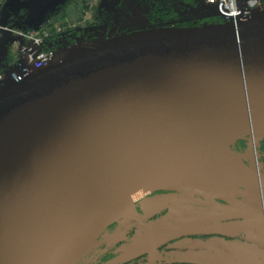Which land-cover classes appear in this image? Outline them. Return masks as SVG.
Segmentation results:
<instances>
[{"label": "water", "instance_id": "water-1", "mask_svg": "<svg viewBox=\"0 0 264 264\" xmlns=\"http://www.w3.org/2000/svg\"><path fill=\"white\" fill-rule=\"evenodd\" d=\"M246 139H264V9L72 48L24 83L0 85V264H76L158 192L203 209L157 224L155 236L147 227L113 264L214 222L264 228L263 206L210 188L223 176L264 195V174L231 150Z\"/></svg>", "mask_w": 264, "mask_h": 264}, {"label": "rangeland", "instance_id": "rangeland-1", "mask_svg": "<svg viewBox=\"0 0 264 264\" xmlns=\"http://www.w3.org/2000/svg\"><path fill=\"white\" fill-rule=\"evenodd\" d=\"M237 1L248 3L256 1L259 2L261 8L264 9V0ZM158 3L162 7H171L176 12V15L167 20L157 18L155 14L156 10H158ZM164 3L157 2V0H0V76L16 69L18 58H20L18 50L20 44L18 43H23V40L18 36V34L21 33L38 32L44 33V35L46 34L45 42L47 45L50 44L48 47L46 45V49L52 52H58L69 48L72 49L77 46H87L105 41L101 40L97 32L103 22L104 14H107V26H113L114 29L118 30V35L107 37V40L142 29L162 27L188 28L207 24L206 22L209 19H220L216 16L214 8L205 6L202 4L201 0H195L194 6H189L190 0H165ZM91 32L93 34L88 38ZM70 34H73L74 40L68 41L69 43L62 42V44L59 45L52 43V39L57 37L63 38ZM258 146L259 143L257 142L253 145L251 144L248 149L249 153L246 154V156L248 155L249 157L253 156L255 160L252 162L251 159H249L252 168L257 166L256 160L258 161L260 159ZM233 148L234 147H232L231 150L236 152ZM258 169H260V166H258ZM224 180V182L230 183L227 178ZM220 182L223 183V180H220ZM232 184L235 185V183ZM239 190L240 197H242L245 192L249 194L248 187L246 186L239 188ZM235 198L240 199L239 197ZM165 201H167V199L157 198L155 200L153 199V201L142 203V218H137V216L134 215L135 212H133L128 215V220L131 221L136 219L139 223L143 221L150 223L149 220L165 206ZM249 203L250 202L247 204ZM159 223L167 224L164 221H159L155 224H146L147 226L144 225V227L146 230L147 227H149V234L155 236L156 233H153V229ZM229 223L239 222L221 221L219 225ZM240 224L250 228H247L250 232L256 229V231H259L260 235H264L262 223L246 221ZM222 230L231 232L230 229ZM233 232L244 234V232ZM128 233L129 231L125 230V232H120L115 236H121L118 239V241H121L127 238ZM114 237L110 238L106 242V245L118 242L113 241ZM255 241H257L256 238L254 239V242ZM99 244L102 245L103 241H99L98 239L97 245L76 264H83L87 256L89 258L87 260L90 261L85 264H91L92 261L96 260L105 250V248L99 247ZM131 246H139V242L133 241Z\"/></svg>", "mask_w": 264, "mask_h": 264}, {"label": "flooded vegetation", "instance_id": "flooded-vegetation-1", "mask_svg": "<svg viewBox=\"0 0 264 264\" xmlns=\"http://www.w3.org/2000/svg\"><path fill=\"white\" fill-rule=\"evenodd\" d=\"M104 15L103 22H100L101 26L97 30L101 40H107V37L118 35L117 29H114L113 26H107V14ZM92 34L91 32L88 38ZM251 144L253 145L249 139H246L235 144L233 149L239 154H247L249 153L248 149ZM258 153L260 154V159L258 161L256 160L257 166L255 168L260 166L259 171L264 174V139L259 142ZM247 164L250 165L249 159ZM157 198L167 199L170 203L163 206L149 220L150 223L146 221L139 223L135 219L122 223L117 222L108 227L102 234L103 236L101 235L99 238V241H103V244H99V247L101 246L105 250L91 264H113L119 256L126 253V248L131 246L138 233L139 236L145 235L146 229L144 225L146 224H155L156 222L164 221L171 227H175L187 212L203 209L200 206L193 205L190 200L176 193L158 192L139 197L135 203V216L139 219L142 218L141 204ZM236 200L238 201L239 199ZM219 204L222 205L221 202ZM228 221L246 222L240 219ZM138 225H142V228L140 229ZM218 226L219 222L203 225L197 233L157 245L154 249V254L151 253L150 246L143 248L142 254L116 264H264V237L260 235L259 231L253 229L250 233L239 234L233 231L229 232L219 229ZM125 230L129 231L127 238L115 244L106 245V242L110 238L120 232H125ZM162 230L172 231L169 228H163ZM255 238L257 241L254 242ZM87 259H89L88 256L83 261V264L90 261Z\"/></svg>", "mask_w": 264, "mask_h": 264}, {"label": "built area", "instance_id": "built-area-1", "mask_svg": "<svg viewBox=\"0 0 264 264\" xmlns=\"http://www.w3.org/2000/svg\"><path fill=\"white\" fill-rule=\"evenodd\" d=\"M207 7H213L217 17L223 22H236L252 13L262 10L259 2H241L237 0H201ZM23 43L18 46L20 58L16 69L0 76V85L21 84L40 71L60 63L71 48L52 52L46 49V34L30 32L18 34ZM50 44L47 45V47Z\"/></svg>", "mask_w": 264, "mask_h": 264}, {"label": "bare ground", "instance_id": "bare-ground-1", "mask_svg": "<svg viewBox=\"0 0 264 264\" xmlns=\"http://www.w3.org/2000/svg\"><path fill=\"white\" fill-rule=\"evenodd\" d=\"M251 156V155H250ZM252 157V158H251ZM249 157L247 155L248 159H251L252 162H254V158L253 156ZM254 164V163H253ZM226 179V177L223 176H219L218 179H216L215 181H211L210 182V188L213 189L215 188L217 191H222V193H224L225 195H227L230 198H235L238 197L240 195V190L239 187L235 186L234 184H232L231 182L228 183L224 182ZM220 180H223V184L222 182H220ZM248 187V191L249 194H247L246 192L244 193V195L242 197H244L243 205H245L248 208L251 209H258L260 207H264V195H260L259 193H257L255 190H253L251 187ZM247 195V196H246ZM248 202H250L249 204H247ZM119 237L121 236H115L113 241H118Z\"/></svg>", "mask_w": 264, "mask_h": 264}, {"label": "trees", "instance_id": "trees-1", "mask_svg": "<svg viewBox=\"0 0 264 264\" xmlns=\"http://www.w3.org/2000/svg\"><path fill=\"white\" fill-rule=\"evenodd\" d=\"M164 1L165 0H159V1L157 0V2H160V3H164ZM194 5H195V0H190L189 6H194ZM175 15H176V12L171 7H162L158 3V10H156V14H155V16H157V18L167 20V19H171ZM206 23L207 24H218V23H223V20L218 19V18L209 19ZM72 40H74L73 34H70V35L64 36L63 38H61V37L54 38V39H52V43L55 45H59V44H62V42H68V41H72Z\"/></svg>", "mask_w": 264, "mask_h": 264}]
</instances>
